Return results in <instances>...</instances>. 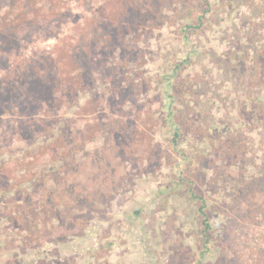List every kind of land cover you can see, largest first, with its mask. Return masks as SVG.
I'll use <instances>...</instances> for the list:
<instances>
[{
    "label": "rangeland",
    "instance_id": "374dc122",
    "mask_svg": "<svg viewBox=\"0 0 264 264\" xmlns=\"http://www.w3.org/2000/svg\"><path fill=\"white\" fill-rule=\"evenodd\" d=\"M261 53L264 0H0V264H264Z\"/></svg>",
    "mask_w": 264,
    "mask_h": 264
},
{
    "label": "trees",
    "instance_id": "16d2710c",
    "mask_svg": "<svg viewBox=\"0 0 264 264\" xmlns=\"http://www.w3.org/2000/svg\"><path fill=\"white\" fill-rule=\"evenodd\" d=\"M37 4V3H35ZM36 10V9H35ZM35 10H32V12H35ZM5 31V30H4ZM12 31V28L6 29V32ZM257 65H262L264 70V53H261L259 58H257ZM233 68L236 66L232 65ZM257 76V74H256ZM255 76V77H256ZM242 86L247 89V91L244 93V100H241L240 106L238 108V114L239 119L238 123H232L231 126L221 123L225 128L223 130V133L226 135L224 136V140L220 141L221 146L217 148V152H219V156L224 160L228 161L229 163H235L239 161H246L248 154L255 149V146L253 144H250L249 142L245 141V138H248L246 136L245 131H247V134L251 132H258L260 135V140L258 141L261 146L264 147V137L261 133H264V72L261 76H257L256 79L250 78L248 80V83L246 84L244 81H242ZM12 90V88H11ZM13 93V92H12ZM8 96L12 97L11 92L9 91ZM3 113L6 112V110H2ZM214 124V123H213ZM210 124L207 127L206 135L209 136L211 133L212 136V127L216 124ZM226 131V132H225ZM221 133L220 135H223ZM175 137L179 135V131L175 130ZM244 141V142H242ZM256 140H252L251 143L255 144ZM208 143L211 145V143L208 141ZM253 145V146H252ZM212 146V145H211ZM216 149V148H215ZM256 150V149H255ZM220 158V159H221ZM262 158L264 159V153ZM240 169V168H239ZM259 176L252 177L251 182H256L264 179V172H261V174H258ZM250 183V182H247ZM243 184H246L245 181H243ZM251 184V183H250ZM201 211L203 214H205V239L206 243L209 241V234L208 231L210 230V222L208 219V214L206 210H203V207H201Z\"/></svg>",
    "mask_w": 264,
    "mask_h": 264
}]
</instances>
